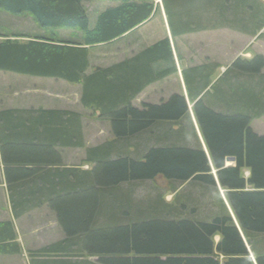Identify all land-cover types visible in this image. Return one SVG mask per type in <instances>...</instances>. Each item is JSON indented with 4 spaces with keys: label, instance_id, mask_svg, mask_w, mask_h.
I'll use <instances>...</instances> for the list:
<instances>
[{
    "label": "trees",
    "instance_id": "1",
    "mask_svg": "<svg viewBox=\"0 0 264 264\" xmlns=\"http://www.w3.org/2000/svg\"><path fill=\"white\" fill-rule=\"evenodd\" d=\"M164 5L174 36L211 23L251 36L264 28L258 0ZM152 12L149 0H121L99 12L90 28L83 0H0V13L30 17L42 31L0 32V71L80 85V105L107 120L114 139L87 150L82 162L90 169L62 167L63 150L84 147L80 113L0 110V171L12 216L46 205L64 234L41 250L36 264H77L71 259L84 256L98 264H264V136L250 128L264 116V58H236L215 81L217 66L182 72L204 150L183 94L133 105L145 88L177 73L167 38L90 70V48L119 38ZM61 30L74 32L72 39L60 37ZM135 139L145 143L142 152ZM148 142L154 145L145 147ZM158 177L170 183L176 202L157 196L138 207L135 184ZM184 184L211 192L210 216L197 217L191 195L177 196L174 186ZM16 238L13 222H0V255L20 254Z\"/></svg>",
    "mask_w": 264,
    "mask_h": 264
},
{
    "label": "rangeland",
    "instance_id": "2",
    "mask_svg": "<svg viewBox=\"0 0 264 264\" xmlns=\"http://www.w3.org/2000/svg\"><path fill=\"white\" fill-rule=\"evenodd\" d=\"M135 1L143 2V0ZM258 1L264 4L263 0ZM112 3H114L112 0H93L91 3H86V6L87 9H89L91 16H97L103 7ZM155 3H157L158 9L161 11L165 1L157 0ZM6 16L7 15L4 13H0V24L5 23V19L7 18ZM10 18H12L11 15ZM159 21V17L156 16V19L149 22L139 31L141 38L139 39L138 45H143L142 48L152 46L155 44L154 41H157L158 39L156 37L158 35H162V24H159ZM25 23L26 28H24V30L26 32L32 30L34 31L33 34H35L38 30H40L39 27V29H36V27L30 23L29 17H25ZM2 31L3 28L0 29V32ZM49 33L50 32H48V34ZM166 38H168V35H166ZM171 39L172 40L168 38L173 51L176 69L181 71L190 65L198 63H217L218 68L216 67L213 70V81L220 77L236 58L252 59L256 55H261L264 58V35L262 37L257 35L251 36L248 33L244 34V32L230 26L215 27L212 26L211 23L206 27V29L193 33L182 34L181 36H176ZM125 43L126 40L123 45ZM99 46L100 45L96 46L94 50L89 53V59L91 60L90 70L91 68L100 67L109 63L121 62L125 59V57L131 55L128 54L131 51H128L126 54V52H123L125 51L123 48L118 50V46L114 48L111 47V51L109 53L112 54L106 60V57L109 54L106 51L104 52ZM138 48V46L135 47V49ZM134 55L135 54H133V56ZM177 75L173 74L167 79L153 84L147 89V92L142 94L140 97L137 96V99H140V102H146L145 98H147L150 101H154L155 104L160 103L161 97H164L166 94L171 95L172 93L177 92L175 90L179 87L181 79L183 81L181 73V77H179L178 73ZM80 97V85H72L65 81L54 80L51 78L32 77L28 75L0 71V109H30V107H33L35 109L41 108L44 110L73 111L81 114L84 147L68 148L63 150L61 165H63L62 167H82L83 170H88L91 166H83L84 164L82 162V160L86 157L87 150L105 142H113L114 139L110 132L109 122L98 118L90 111L84 109L80 105ZM169 97L170 96H168L165 101H167ZM25 105H27V107H25ZM190 105L188 109L190 115L192 116V105ZM141 106L142 103L138 104L137 108H140ZM193 119L194 118L192 116L191 120L194 124V130L197 132V136H199L201 147L205 150L203 141L201 140V136L199 134V129ZM250 128L255 134L264 136V116L259 119L252 120ZM134 142L139 143L140 146L138 145L139 147H137V151L142 152L145 143H140L139 139H135ZM152 145H154L153 142H148L145 147ZM190 146L192 147V145ZM226 165L234 166V162H227ZM243 173L246 178L247 176L245 171H243ZM174 187L177 189V196L187 193L191 195L195 201H198L197 203L199 204V209L197 217L205 218L214 212L212 208V194L209 190H206L205 194L202 195L199 187H192L190 190L188 184ZM171 188L170 183L160 177L156 178L152 182L136 183L133 193V201L134 203H137V205L139 204L138 207L143 208L149 202L154 201L157 196H160L166 204L173 205L176 201L173 199L174 193L171 191ZM6 202V197L0 191V219H9L13 222L14 231L17 234L16 239L19 240V243L22 246L20 248L21 250L23 248V252L21 251L19 255H9L11 259L8 256L4 258L3 255H0V257H3L0 258V264H36L37 260H40V258H42L41 256H44L41 251L43 248L49 246L52 242L54 243L64 238V234L56 222L55 215L48 208V206L43 205L39 208L30 210L17 219H14L10 210V203L8 202L5 206L3 204ZM215 240L217 241L218 238ZM87 258L85 256L75 257L71 259V262H77V264H83V262H88V264H98L95 263L97 258Z\"/></svg>",
    "mask_w": 264,
    "mask_h": 264
},
{
    "label": "crops",
    "instance_id": "3",
    "mask_svg": "<svg viewBox=\"0 0 264 264\" xmlns=\"http://www.w3.org/2000/svg\"><path fill=\"white\" fill-rule=\"evenodd\" d=\"M85 1V2H84ZM93 0H83V5H84V8H85V12H86V15H87V17H88V20H89V26H90V28L91 27H93L94 26V23H95V20H96V15H94V16H91V14L89 13V9H87V6H86V3H91ZM150 2H153V12H152V14L150 15V17H149V19H147L146 21H144L142 24H140V25H138L137 27H135V28H133L132 30H130L129 32H127V33H125L124 35H122V36H120L119 38H116V39H113V40H111L110 42H108V43H104V44H101L99 47H101V49L105 52H108V56L106 57V60H107V58L109 57V56H111V54L112 53H109L110 51H111V47L112 48H114V47H117V49L118 50H121L122 48L125 50V51H123V52H126V54L128 53V51H131V52H129L128 54H131L132 56H133V54H137L138 52H140L141 50H143L144 48H142L143 47V45H138L139 44V39L141 38L140 37V30L141 29H143L144 27H145V25H147L149 22H151V21H153L154 19H156V16H158L159 17V24H162V35H158L156 38H158L157 39V41L159 42V40L161 41V39L163 40V39H165L166 38V35H168V38L170 39V40H172L171 38H173V37H176V36H174L173 35V33H172V31H171V29H170V25H169V21H168V17H167V13H166V8H165V5L162 7V9H161V11L158 9V6H157V3H155V2H157V0H149ZM165 1V3L166 2H170V1H172V0H164ZM112 2H114V3H112V4H110V5H108V6H105V7H103L101 10H100V12H104L106 9H109V8H114V7H116L117 5H119V3L121 2V0H112ZM6 15V14H5ZM7 18L5 19V23L4 24H0V29H2L3 28V31L4 32H6L7 30H9L10 32H14V33H21V34H32V35H36V34H42V31L41 30H38V32H36L35 34H33L34 33V31H28V32H26L25 30H24V28H26V23H25V17H21V16H16V17H13V16H11L12 18H10V16H6ZM90 17H91V19H90ZM95 17V18H94ZM10 18V19H9ZM93 18V19H92ZM24 19V20H23ZM29 19H30V23L34 26V27H36V29H39L38 28V25L29 17ZM2 27V28H1ZM7 29V30H6ZM74 32H71V31H65V30H61V31H59L58 32V35L60 36V37H62L63 39H66V40H71L72 39V35H74L73 34ZM264 33V28L261 30V31H259V33L257 34V36H259L260 34L262 35ZM137 34V35H136ZM186 34V33H185ZM244 34H247V32H245ZM248 34H250V33H248ZM136 35V36H135ZM179 36H181V35H179ZM256 36V35H255ZM130 37H133V38H130ZM167 38V39H168ZM1 40L3 39V38H0ZM22 41H25L26 39H21ZM126 40V43L123 45V43H124V41ZM157 41H154V43H157ZM169 41V40H168ZM172 42V41H171ZM169 44H170V41H169ZM173 44V43H172ZM120 45V46H119ZM136 46H138L139 48L138 49H135V47ZM130 49H129V48ZM170 47H171V44H170ZM94 48L95 47H93V48H90L89 49V53L92 51V50H94ZM145 48H147V47H145ZM171 50H172V48H171ZM172 53H173V51H172ZM105 54V53H104ZM127 56V57H125V59L124 60H126V59H128V58H131L132 56ZM103 56V55H102ZM93 59V58H92ZM124 60H122V61H124ZM175 61V60H174ZM89 62L91 63V60L89 59ZM118 63H120V62H118ZM114 64H117V63H109V64H106V65H102V66H100V67H102V68H107V67H109V66H112V65H114ZM205 65H211V66H218L217 65V63H214V64H208V63H198V64H195V65H190L189 67H187V68H184L183 70H181V71H179L178 69H177V73L179 74V77H181L182 76V72L184 71V70H187V69H190V68H196V67H200V66H205ZM175 66H176V64H175ZM177 73H176V75H177ZM180 73H181V76H180ZM178 76V75H177ZM183 77V76H182ZM167 79V78H166ZM181 79V78H180ZM156 83H158V82H156ZM155 84V83H154ZM153 85V84H152ZM152 85H150V86H152ZM150 86H148L147 88H145L138 96L140 97L142 94H144L145 92H147L148 90V88L150 87ZM175 91H177L176 93H172L171 95H173V94H183L184 95V97H185V100H186V103H187V105H188V107H189V101H188V98H187V91H186V86L184 85V82L182 81V79H181V83H179V87L175 90ZM183 91H185V92H183ZM170 94H166L164 97H161V101H160V103L161 102H165V99L166 98H168V96H171ZM138 98V97H137ZM135 99L134 100V102H133V105L135 106V107H138V104H143V103H149V104H155L154 103V101H150V100H148L147 98H145L146 99V102H140V99L138 100V99ZM137 101V102H136ZM157 104H159V103H157ZM191 106V105H190ZM25 107H27V105H25ZM31 108H33V107H30V109ZM7 109H26V108H7ZM0 110H3V109H0ZM31 110H34V111H36L37 109H35V108H33V109H31ZM227 164V163H226ZM227 166V165H226ZM1 167V166H0ZM68 167V166H67ZM1 171H2V169H1ZM0 171V172H1ZM214 174V173H213ZM245 174H246V176H248L249 175V173L247 172V171H245ZM0 191L2 192V194L6 197V200H7V202L6 203H3L4 204V206L5 205H7V203L9 202V197H8V190H7V186H6V184H5V182H4V180H3V176H2V172H1V174H0ZM219 194H220V196H221V198L223 199V201H224V203L226 204V201H225V197H224V194H225V191L224 190H221V191H219ZM10 210H11V208H10ZM2 221H11V220H9V219H3V220H1L0 219V222H2ZM17 235V234H16ZM17 237V236H16ZM59 241V240H58ZM16 242L20 245V247H22L21 246V244L19 243V240H17L16 239ZM57 242V241H56ZM53 243V242H52ZM22 252H23V248H22ZM4 258H6L7 256H3ZM3 257H0V258H3ZM9 257V256H8ZM10 258V257H9ZM87 258V257H86ZM11 259V258H10ZM87 259H90V258H87ZM9 260V259H8ZM84 264H88V262H85Z\"/></svg>",
    "mask_w": 264,
    "mask_h": 264
},
{
    "label": "water",
    "instance_id": "4",
    "mask_svg": "<svg viewBox=\"0 0 264 264\" xmlns=\"http://www.w3.org/2000/svg\"><path fill=\"white\" fill-rule=\"evenodd\" d=\"M234 159L233 158H226V162H233Z\"/></svg>",
    "mask_w": 264,
    "mask_h": 264
},
{
    "label": "bare ground",
    "instance_id": "5",
    "mask_svg": "<svg viewBox=\"0 0 264 264\" xmlns=\"http://www.w3.org/2000/svg\"><path fill=\"white\" fill-rule=\"evenodd\" d=\"M225 163H227L226 160H225Z\"/></svg>",
    "mask_w": 264,
    "mask_h": 264
}]
</instances>
